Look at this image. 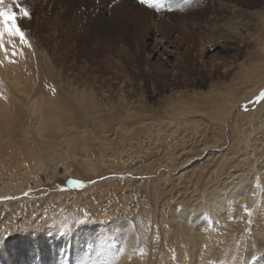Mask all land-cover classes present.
Returning a JSON list of instances; mask_svg holds the SVG:
<instances>
[{"label":"rangeland","instance_id":"rangeland-1","mask_svg":"<svg viewBox=\"0 0 264 264\" xmlns=\"http://www.w3.org/2000/svg\"><path fill=\"white\" fill-rule=\"evenodd\" d=\"M17 4L30 12L18 20L28 43L4 37L1 100L12 111L34 109L48 119L56 113L69 126L67 139L79 132L88 147L59 141L38 184H0V248L12 241L5 250L15 254L27 245L17 264H264V102H257L264 93V0H160L159 8L138 0H5L18 11ZM248 70L261 86L238 103L235 118L219 124L215 114L189 116L193 107L210 113L213 101L235 106L255 87ZM184 105L188 115L178 108ZM53 132L51 121L44 134ZM14 142L0 145V154ZM192 155L189 179L192 163L178 164ZM5 166L0 159V173ZM248 176L253 190L243 201L228 195L234 184L230 191L220 186ZM215 194L223 197L217 214L209 203ZM227 229L233 242H225ZM209 234L215 251L199 242ZM69 235L72 244L57 249L69 259L57 260L49 242ZM190 236L199 238L193 251Z\"/></svg>","mask_w":264,"mask_h":264},{"label":"bare ground","instance_id":"bare-ground-1","mask_svg":"<svg viewBox=\"0 0 264 264\" xmlns=\"http://www.w3.org/2000/svg\"><path fill=\"white\" fill-rule=\"evenodd\" d=\"M261 65L264 66L263 64H261ZM258 77H259L258 74H256L255 72L252 73L251 70H248L247 80L249 82L254 81L255 87L251 88L246 93H243L242 98L238 102L235 103V106H232L231 108H229V110H225V108L220 107L219 101H215V102L213 101L212 103L215 107L210 111V113H206L204 110H202L201 107H200V109L193 107V109L192 108L189 109V110H191V112L188 113L189 116L194 117L197 114L196 115H193V114L198 113L200 115H204V114L208 115L209 114L211 117V115L215 114L216 116L219 117L215 120L213 117H211L215 123L220 124V123H223V121H227V122L231 121L230 116H233L234 110H235L236 106L238 105V103L250 100L251 99L250 96L252 97V95H254V93L260 88L261 83H260V79H258ZM23 79H24V76L21 79L20 83H22ZM237 83L239 84L240 82H237ZM233 88H234V85H232V90H233ZM232 90L229 92L228 95L232 94ZM220 95L221 96L224 95V92H222ZM53 100L54 99L49 100L51 104H53ZM229 100L230 99H228L226 102H228ZM78 105H80V106L82 105L81 101H78ZM88 105H91V108H93V109L96 108L94 100H90ZM176 105L178 106V104H176ZM184 107L188 108L189 106L184 105V106H180L178 108L181 112H184L182 114H185V113L187 114L188 110L187 109L183 110ZM173 111H175V110H173ZM192 112H193V114L190 115ZM200 115H198V117ZM233 117L235 118V116H233ZM51 121H52L53 128L55 129V132H53V135H45L44 132H45L46 126ZM234 123H236V125H234V127L237 126L236 129H238V131H239V134L241 136V140H243V141L245 140L244 142L246 143L245 144L246 147H253L254 146V144H252L253 141L251 142V139H248V137H250V134H248L249 130H248V133H246L245 129H241L240 126H238V124H237V119H234ZM67 127H69V126L63 124V122L60 120V117L56 113H53L52 119H48L47 116H45L44 114H39L37 112V110H34V109L29 110L27 112V110L25 108H21V109L17 108L15 111L14 110L12 111L11 107H9V103L7 101L1 100V97H0V145L5 144V143H10L13 140L16 141L9 146V148L6 150V152L0 154V159L3 161V166H5L4 163L7 160L13 161L11 163V165L5 166V168L7 169L6 174L0 173V184L3 185V188L14 187L15 189L16 188L19 189L22 186L27 184L24 187V189H26L29 187L28 182L34 180V182L37 183V180H38L37 175H39L41 173L43 174L44 172H46L45 170L42 169L41 164L46 159V156H51L50 154L52 152H54V150L57 149V147L60 148V145L58 143L59 141H62L63 145H66L68 147L69 146L73 147L75 150H78V149L79 150L80 149L85 150L86 149L85 147H88L87 138L84 141H82L81 140V133L77 132L76 133L77 138L75 136L74 137L70 136L71 140H68L67 137L70 135V130H68ZM239 128H240V130H239ZM69 129H71V128H69ZM160 129H162V128H160ZM122 130H118L119 132L118 131L117 132L119 134H122ZM196 133H197V131H196ZM128 135L129 134L123 132V136L128 137ZM251 138H252V136H251ZM133 139H131V140H133ZM32 140H36L37 143L35 144V142H33ZM99 140L102 141L103 147H108L105 144L106 142L104 143V140H102V139H99ZM71 147H69V148H71ZM215 147H217V143L210 144V147L203 148L202 151H200V153L202 155L207 150L215 148ZM109 151H110V149H109ZM255 151L253 153H255ZM113 155H115V154H113ZM108 156L109 155H106V158H102V159L107 161L110 157V156L109 157ZM197 157L198 156H195V155H192L191 157L189 156V158L186 161H184L181 165L178 164V166H180V168H183V167L187 168V166H189V164L192 163V165L189 167V169L185 168L186 171L188 170L187 175H188L189 179H192L190 174L192 172L193 167H195L194 165H197V161H196V163H194L195 162L194 160ZM48 159H51V158H48ZM51 160H53V159H51ZM55 162H56V160H55ZM172 163H174V162H172ZM53 164H54V162H53ZM176 169H178V168H176ZM192 176L194 177L195 174H193ZM250 180L251 179L249 178V176L243 180H240L238 182H234L232 184H229L228 182H224L221 180L222 185H220V186H226L227 185L224 189L228 190L229 186L231 187L234 184L233 191L229 192L228 195L235 197L238 194V195H240V198L243 201L244 195H246L245 194L246 191L248 190L247 192H249L250 190H253V185L251 186L249 184ZM19 182H21V185L18 184ZM229 191H230V189H229ZM222 202H223V197L222 196L220 197L218 194H215L214 197L209 199L210 205H213V208L216 211L215 214H217V213H219V211H221V208L223 205ZM198 212H199V209H196L195 214H194L195 221L197 224H198V222L200 223L202 220L199 217ZM185 215H187V214L185 213ZM2 224H3V222H2ZM185 225L187 226V224H185ZM77 226L78 225H76L73 228H76ZM79 226L77 228H79ZM188 227L192 228L193 226L189 224ZM80 228H84V227L81 226ZM257 230H259V229H257ZM73 234H74V231H73ZM255 234L259 237L258 232H255ZM227 235L228 236L224 238L225 242L231 241V240L233 242L234 237L229 236L230 231L228 229H227ZM72 236L73 235H69L68 237H64V238H58L57 237L56 239L51 240L49 242V245H52V248H53L52 250L54 251L53 256L57 260L64 259V258L69 259L68 253L63 252L62 250L58 251L57 249H62L63 247H66L68 244H70V243L72 244L73 241H71V240L74 239V237H72ZM28 237H38V234H34L33 232H31V233H29ZM208 237L213 239V237L209 234L207 236L205 235L204 237H201L199 242H200V244L203 243L204 246L206 247V249L207 248L210 249L213 247V250L215 251L217 248L216 244L212 243V239L209 241ZM198 239H199L198 236H193V237L190 236V237L185 238L187 245L190 247V251H193V248L198 247ZM12 243H13L12 241L10 243H5V245H3V247H2V249L0 248V252H1V256L3 257L4 264H17V262H16L17 257L22 256L23 252L28 247L27 245L21 243V245L17 249L18 252L15 254L14 253L10 254L7 252L8 250H5V249L10 248V245ZM59 243H61V244L59 245ZM43 259H44V257L40 256L39 262H41ZM3 262L0 260V264H3ZM68 262L69 261H66V263H64V264H69ZM78 262L80 263V262H84V261L79 260Z\"/></svg>","mask_w":264,"mask_h":264},{"label":"snow or ice","instance_id":"snow-or-ice-1","mask_svg":"<svg viewBox=\"0 0 264 264\" xmlns=\"http://www.w3.org/2000/svg\"><path fill=\"white\" fill-rule=\"evenodd\" d=\"M142 5H148L150 7L159 8L160 0H156L155 4L151 3V0H138ZM17 10H14L11 5L5 6V0H0V51H4V37H18L20 43L27 44V40L22 28L18 24V20L21 18H30V12L27 8L16 5ZM16 55L15 52L12 53ZM257 102H264V93L257 98Z\"/></svg>","mask_w":264,"mask_h":264}]
</instances>
